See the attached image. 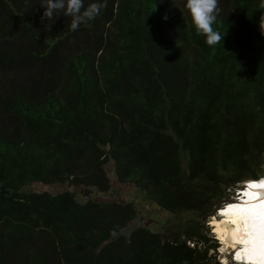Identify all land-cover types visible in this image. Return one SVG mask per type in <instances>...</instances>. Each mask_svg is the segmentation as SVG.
Returning a JSON list of instances; mask_svg holds the SVG:
<instances>
[{
	"label": "trees",
	"instance_id": "1",
	"mask_svg": "<svg viewBox=\"0 0 264 264\" xmlns=\"http://www.w3.org/2000/svg\"><path fill=\"white\" fill-rule=\"evenodd\" d=\"M108 163L203 221L264 175V0H0V264H210L195 218L26 190L105 195Z\"/></svg>",
	"mask_w": 264,
	"mask_h": 264
},
{
	"label": "rangeland",
	"instance_id": "2",
	"mask_svg": "<svg viewBox=\"0 0 264 264\" xmlns=\"http://www.w3.org/2000/svg\"><path fill=\"white\" fill-rule=\"evenodd\" d=\"M106 168L111 177V181L113 182V180L117 178L115 177L114 165L108 163L106 165ZM85 188H86L85 186L76 187V186H69L63 183L50 184V183L36 181L28 185L26 187V190L38 191V192L46 191L55 194L65 189H69L77 195V198L79 200L85 201L87 198L95 196V194H92L91 196L84 195L83 190ZM115 188H117V190L110 193L116 195L119 199H124V200L135 199L139 209L138 216L133 220L132 223H130L129 227L127 228L128 232H131L134 228L143 225L149 228L153 232L161 233L163 238L172 239L173 236L178 235V229L181 227L178 225L181 221L188 222L192 218H195V220H197V222L200 223V227L202 226L203 234H205L206 237L208 238L207 241L203 244V247H207L213 244L216 246V247H211L208 250V256H209L208 262H210V264H248L247 262H245L244 258L238 251L242 245L238 244L239 246L238 249L225 247L224 242L218 235L217 231H215L216 225L214 220L216 218H220L221 214L219 211L217 212L216 215H213L209 217L206 221H203V218L202 217L199 218L197 212L184 211L177 214L161 207L156 203L143 200L139 192L140 190L134 186L123 184L122 187H115ZM110 193H106L105 195H108ZM236 195L237 194L235 192V195H232L228 202L235 199ZM228 202H226L225 204H227ZM193 243H194L193 241H188V244H190L191 246H193ZM246 249H245L246 253L251 251L249 247Z\"/></svg>",
	"mask_w": 264,
	"mask_h": 264
},
{
	"label": "bare ground",
	"instance_id": "3",
	"mask_svg": "<svg viewBox=\"0 0 264 264\" xmlns=\"http://www.w3.org/2000/svg\"><path fill=\"white\" fill-rule=\"evenodd\" d=\"M242 194L222 208L215 231L225 247L238 249L241 244L238 251L246 262L264 264V179L253 180ZM248 247L251 254L245 252Z\"/></svg>",
	"mask_w": 264,
	"mask_h": 264
},
{
	"label": "water",
	"instance_id": "4",
	"mask_svg": "<svg viewBox=\"0 0 264 264\" xmlns=\"http://www.w3.org/2000/svg\"><path fill=\"white\" fill-rule=\"evenodd\" d=\"M264 179V175L261 176L260 178H257V179H252L253 180H256V181H260V180H263ZM250 183L246 182L244 184V187H247ZM113 186L115 187H122L123 186V183L121 181L118 180V178H115L113 180ZM83 194L86 195V196H91L92 194H95L94 196V199L96 201H105V202H115L118 199V197L112 193L108 194V195H104V194H101L100 192L98 191H95L93 188L91 187H86L84 190H83ZM241 198V197H240ZM236 199V198H235ZM124 201V200H123Z\"/></svg>",
	"mask_w": 264,
	"mask_h": 264
},
{
	"label": "clouds",
	"instance_id": "5",
	"mask_svg": "<svg viewBox=\"0 0 264 264\" xmlns=\"http://www.w3.org/2000/svg\"><path fill=\"white\" fill-rule=\"evenodd\" d=\"M250 181H252V179H251V180H249V181H246V182H248V183H249ZM246 182H245V183H246ZM245 183H244V184H245ZM243 187H244V185H243ZM243 187H241V188H238V189L236 190V192H237L238 190H240V189H243ZM228 203H229V202H228ZM222 207H223V206H222ZM222 207H221V208H222ZM246 261H247V260H245V262H246ZM248 264H249V263H248Z\"/></svg>",
	"mask_w": 264,
	"mask_h": 264
}]
</instances>
